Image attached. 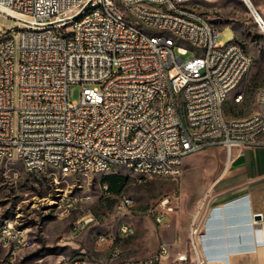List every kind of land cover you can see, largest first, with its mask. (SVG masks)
I'll use <instances>...</instances> for the list:
<instances>
[{
    "label": "built area",
    "instance_id": "2783aa9c",
    "mask_svg": "<svg viewBox=\"0 0 264 264\" xmlns=\"http://www.w3.org/2000/svg\"><path fill=\"white\" fill-rule=\"evenodd\" d=\"M202 1L0 0V14L17 22L0 37V167L8 160L35 174L124 167L138 184L178 182L191 155L223 148L229 161L235 150L263 146L264 86L256 113L224 114L253 59L237 40L219 41L220 29L197 9ZM189 50L194 58L184 61ZM72 85L82 87L80 102L69 99ZM169 202L156 216L161 226L168 225ZM133 206L128 196L117 204L121 212ZM200 210L181 263H208ZM134 234L129 224L119 229L122 238ZM32 245L25 230L0 227L1 264H16ZM169 257L161 244L133 264H169Z\"/></svg>",
    "mask_w": 264,
    "mask_h": 264
},
{
    "label": "rangeland",
    "instance_id": "374dc122",
    "mask_svg": "<svg viewBox=\"0 0 264 264\" xmlns=\"http://www.w3.org/2000/svg\"><path fill=\"white\" fill-rule=\"evenodd\" d=\"M208 1L213 0L200 2L197 9L213 24L224 26L219 41L237 40L253 59L250 73L234 93L244 89L254 96L264 85V32L242 0ZM252 2L264 19V0ZM13 27L17 22L0 14V37ZM193 58V50L183 56L184 61ZM69 99L81 101L80 85L70 87ZM226 158L223 148L191 155L183 162L178 182L153 177L138 184L128 169L117 167L109 175L128 178L120 194L105 191L102 177L106 174H64L55 169L35 174L27 172L20 161L8 160L0 167V227L11 224L23 229L33 242L19 252L16 264H125V256L140 247L135 244L137 239L148 247L154 240L162 242L165 227L180 232L189 228L191 214L222 171ZM123 196L134 200V206L125 212L117 208ZM166 199L170 201V217L168 225L161 226L156 216ZM124 224L137 232L120 237ZM100 236L108 241L100 244ZM4 258L1 252L0 260Z\"/></svg>",
    "mask_w": 264,
    "mask_h": 264
},
{
    "label": "crops",
    "instance_id": "0c3cea01",
    "mask_svg": "<svg viewBox=\"0 0 264 264\" xmlns=\"http://www.w3.org/2000/svg\"><path fill=\"white\" fill-rule=\"evenodd\" d=\"M257 92H251L254 95L251 96L243 89L231 95L224 106L225 116L242 119L256 113ZM240 95L243 100L237 103L235 99ZM199 209L204 225L201 250L208 258L207 264H264V145L243 152L235 150L229 161L226 158L222 171L198 201L191 219ZM257 215L262 216L258 223ZM188 236L189 228L180 232L175 227H165L160 244L154 240L146 247L139 238L135 241L140 246L138 251L125 256V264L152 257L161 244L170 249L169 264H192L178 261L179 256L189 251Z\"/></svg>",
    "mask_w": 264,
    "mask_h": 264
},
{
    "label": "trees",
    "instance_id": "16d2710c",
    "mask_svg": "<svg viewBox=\"0 0 264 264\" xmlns=\"http://www.w3.org/2000/svg\"><path fill=\"white\" fill-rule=\"evenodd\" d=\"M102 180L108 185V191L114 194H120L124 190L128 178L112 174L103 176Z\"/></svg>",
    "mask_w": 264,
    "mask_h": 264
},
{
    "label": "bare ground",
    "instance_id": "6f19581e",
    "mask_svg": "<svg viewBox=\"0 0 264 264\" xmlns=\"http://www.w3.org/2000/svg\"><path fill=\"white\" fill-rule=\"evenodd\" d=\"M242 1H243L244 5L248 8V10L252 13V15L255 17L256 21L258 22L262 31L264 32V19L262 18V16L257 11L252 0H242Z\"/></svg>",
    "mask_w": 264,
    "mask_h": 264
},
{
    "label": "water",
    "instance_id": "95a60500",
    "mask_svg": "<svg viewBox=\"0 0 264 264\" xmlns=\"http://www.w3.org/2000/svg\"><path fill=\"white\" fill-rule=\"evenodd\" d=\"M262 220V216L261 215H257L256 217H255V221L256 222H260Z\"/></svg>",
    "mask_w": 264,
    "mask_h": 264
}]
</instances>
